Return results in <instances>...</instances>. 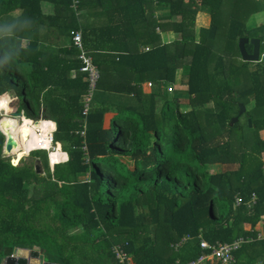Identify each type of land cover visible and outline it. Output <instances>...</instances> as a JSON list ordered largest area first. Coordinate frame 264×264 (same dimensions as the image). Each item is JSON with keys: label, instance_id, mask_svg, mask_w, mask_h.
Here are the masks:
<instances>
[{"label": "trees", "instance_id": "obj_1", "mask_svg": "<svg viewBox=\"0 0 264 264\" xmlns=\"http://www.w3.org/2000/svg\"><path fill=\"white\" fill-rule=\"evenodd\" d=\"M223 3L0 0V110L54 122L55 151L67 155L52 172L44 151L12 166L0 131V256L39 249L55 264H119L112 253L119 245L131 264H186L208 253L200 240L241 237L252 241L233 264H264V238L256 239L264 223V56L243 62L238 50L258 0L230 1L216 51ZM199 12L210 24L196 34ZM92 16L95 23L83 26ZM157 28L175 39L164 43ZM76 31L99 71L86 117ZM259 39L264 54V34ZM165 84L175 92L163 95ZM177 85L187 110L178 108ZM19 144L25 150L28 142ZM216 163L236 167L214 171Z\"/></svg>", "mask_w": 264, "mask_h": 264}, {"label": "built area", "instance_id": "obj_2", "mask_svg": "<svg viewBox=\"0 0 264 264\" xmlns=\"http://www.w3.org/2000/svg\"><path fill=\"white\" fill-rule=\"evenodd\" d=\"M77 3V2H75ZM76 4H74L75 6ZM73 6V7H74ZM72 38H71V45L73 48L76 49L77 51V58L81 64L79 71L81 73H84L87 76V82H88V87H87V93L83 99V109H82V116L86 117L89 110H90V105L92 102V97H93V93L96 89V85L97 82L99 80V71L96 68V66L94 65L91 56L89 55L88 51L85 50L83 42H82V36H81V32L76 31L74 33H71ZM264 54L260 55V60L263 58ZM148 86L150 87L151 85L148 84ZM167 92L171 93L173 92V85H169L167 87ZM11 100H9L10 103ZM3 116V115H2ZM11 118H15L17 119V121H20L22 119H24L25 117H11ZM27 119V118H26ZM41 118L39 117L38 120H32V119H27L30 123H39L41 122L40 120ZM85 123L83 125V128L81 130L80 136H84V132H85ZM1 131V130H0ZM55 132V127L54 129L51 131V133H49V142L52 145H55L57 143L53 142V134ZM1 133L3 134V132L1 131ZM5 137V142H6V135L3 134ZM4 142V144H5ZM83 150H86V147H83ZM4 146H3V152H4ZM34 151H45L48 154V151L46 150H34ZM32 152V151H31ZM11 164H13V162H10ZM254 196L252 197V201L251 204L254 203ZM236 205H240L241 204V200L239 198L236 199L235 202ZM258 238H263L264 236L259 234L257 236ZM186 239H182L180 242L176 243L174 245V248H178L181 244H183ZM252 239L250 238H238L237 240L230 242V243H221V242H216L214 244H209L208 242L204 241V240H200V248L204 251H207V254H202L198 259L196 260H192L186 264H204L205 261L207 260H215L217 262H220L222 264H232L234 261V252H236L244 243L250 242ZM112 253L115 256V259L117 260V262L119 264H131V259L129 258V256H127V254L123 251V249L119 246V245H115L112 248Z\"/></svg>", "mask_w": 264, "mask_h": 264}, {"label": "bare ground", "instance_id": "obj_3", "mask_svg": "<svg viewBox=\"0 0 264 264\" xmlns=\"http://www.w3.org/2000/svg\"><path fill=\"white\" fill-rule=\"evenodd\" d=\"M6 103H8L6 101ZM10 110H6L5 117L2 116L0 120V130L8 137V141L12 144V150L16 146V136H21L23 139L24 134L27 133L28 140L23 144L26 145L21 156H27L31 151L34 150H46L48 151L49 162L51 166L66 161L67 156L63 153L57 152L58 150L54 145L51 146L49 142V133L54 129V124L51 122L41 121L39 123H30L26 118L17 121L15 118L6 117ZM11 155V153H10ZM18 156L13 157V164L17 163ZM64 161V162H65Z\"/></svg>", "mask_w": 264, "mask_h": 264}, {"label": "rangeland", "instance_id": "obj_4", "mask_svg": "<svg viewBox=\"0 0 264 264\" xmlns=\"http://www.w3.org/2000/svg\"><path fill=\"white\" fill-rule=\"evenodd\" d=\"M230 1L231 0H224V3L222 5L220 17L222 19V27H224V29H223L224 31H223V34H220L219 37H218V39L220 38L221 40H219V41L217 40L218 43L216 41L217 47L215 46V48H214L216 51H217V48L218 49L219 48H223V44H224L223 42L225 40L224 33L226 32V26H227V23L229 21V12L226 13L224 10H225V7L227 6V4ZM255 6H257V9H256L255 13H253V15L250 16V18L246 21V27H247L246 29L249 30L250 32L252 30H256L255 31L256 35H262V34H264V0H258L257 5H255ZM82 25L86 26L85 23H82ZM176 76H177L176 83H179L180 73L177 72ZM168 85L169 84H165V85L161 86V92H162L163 95H167L165 93L167 92ZM182 91H183V89H181V87H179L177 85L175 96L179 98L178 108H180V110L184 111V110H187L188 107H190L189 106L190 102H189V99L187 98V95L185 93L182 94ZM174 92H175V88H173L172 94ZM169 96H171V94H169ZM9 99L10 100L12 99L11 95H9ZM6 101L8 102V99H5V101H3V102H6ZM246 108H250V105H247ZM1 110H2V114H1V119H2V115H3V117H5L6 110H4V109H1ZM6 117H11V116H9V114H6ZM18 141L21 142V143H24V142L21 141L20 136L17 135L16 136V146L11 151V155H6L4 152L2 153L4 157H7L10 160V162L13 161L12 159H13L14 156L21 157V155H23L22 154L23 152H20V146H19ZM22 158H25V157H22ZM47 158H48L49 168L51 169V163L49 162L48 154H47ZM213 167H214V171H222V170L234 169L236 167V165H235V163H232V164H229V163H226V164L216 163V164L213 165ZM39 170H40V174H42V170L41 169H39Z\"/></svg>", "mask_w": 264, "mask_h": 264}, {"label": "water", "instance_id": "obj_5", "mask_svg": "<svg viewBox=\"0 0 264 264\" xmlns=\"http://www.w3.org/2000/svg\"><path fill=\"white\" fill-rule=\"evenodd\" d=\"M250 44L252 46L251 53L246 51V45ZM260 48L261 41L259 39H248L240 38L238 40V50L240 53L241 60L248 63H258L260 62ZM238 116H240L245 108L243 105H239ZM237 121V117L231 119L229 125L232 126ZM250 123V122H248ZM8 137L4 144V153L10 155L12 151V144L8 141ZM36 173H40L38 164L35 166ZM0 264H55L49 263L44 260V255L40 252L24 249V248H15L13 249L11 255L0 256Z\"/></svg>", "mask_w": 264, "mask_h": 264}, {"label": "crops", "instance_id": "obj_6", "mask_svg": "<svg viewBox=\"0 0 264 264\" xmlns=\"http://www.w3.org/2000/svg\"><path fill=\"white\" fill-rule=\"evenodd\" d=\"M232 8V6L230 7V2L227 4V6L225 7V12L227 13V12H229L230 11V9ZM94 15H97V14H94ZM252 16V15H251ZM94 17H96V16H94ZM96 19V18H95ZM94 18H93V16L92 17H89V18H87V17H83V20L81 19V23H84V21H85V24L86 25H90L91 26V24H94L95 23V20ZM209 24H210V16L207 14V13H204V12H199L198 14H197V17H196V34H198V31H199V29L200 28H208V26H209ZM255 31L256 30H252L251 32L249 31V30H246V32H245V36H243L242 38H248V39H259V35H256V33H255ZM158 32H159V34H160V37H161V40L164 42V43H170L171 41H173L174 39H175V34L173 33V32H170V31H167V32H160L159 30H158V28L156 29V34L158 35ZM198 37V36H197ZM196 37V38H197ZM217 40H221L220 38L219 39H217ZM260 40V39H259ZM51 42V45L52 46H54V47H56V45H59V44H61V45H67V44H69V42L67 41V40H50L49 41V43ZM262 45V44H261ZM247 46H251L250 44H247L246 45V47ZM147 49V47L146 48H144V50H146ZM247 51V50H246ZM251 51H252V46H251V49H250V52H248V53H251ZM260 55H261V52H260ZM178 73H180V75H181V72L180 71H178ZM76 75V72L75 71H72L71 73H70V76L71 77H74ZM176 80H177V76H176ZM179 80H180V77H179ZM148 84H152V82L150 81V80H147V81H144L143 83H142V89H143V91L145 92V93H148L149 91H150V89H151V86L149 87L148 86ZM9 104V103H8ZM2 114V112H1V110H0V115ZM41 121H46V122H51V123H53L54 124V127H55V123L54 122H52V121H48V120H42V119H40ZM55 130H56V127H55ZM18 140V139H17ZM19 143V142H18ZM19 146H20V144H19ZM61 148V147H60ZM21 149V151L20 152H22L24 149L23 148H20ZM2 153H3V151H2ZM29 155V154H28ZM27 155V156H28ZM66 155V154H65ZM67 156V155H66ZM24 157H26V156H24ZM22 159V158H21ZM48 159V158H47ZM20 161V160H19ZM65 161V160H64ZM63 161V162H64ZM66 161H67V158H66ZM263 161H264V157H263ZM62 162V163H63ZM19 163V162H18ZM18 163H16V164H11L12 166H16ZM51 163V162H50ZM52 164V163H51ZM39 166V165H38ZM39 169H40V166H39ZM51 172L53 171V166H51ZM40 174V173H39ZM255 198V197H254ZM261 225H264V223L263 224H261ZM261 225H259L258 226V233H257V236L259 235V234H261V235H263V233H262V230H261ZM247 230H248V228H247ZM256 236V237H257ZM241 238V237H240ZM264 238V237H263ZM251 239V238H250ZM257 240H260V239H262V238H256ZM237 240V239H236ZM235 241V240H234ZM252 241V240H251ZM177 249V248H176ZM176 249H174V250H176ZM179 249V248H178ZM30 250H34V251H37V252H40V253H42L43 255H44V253L41 251V250H39V249H30ZM233 257H234V255H233ZM44 260L46 261V259H45V256H44ZM46 262H48V261H46ZM235 262V259H234V261H233V263ZM50 263V262H49ZM217 263V261H215V260H213V259H211V260H207V261H205V263L204 264H216ZM219 264H222V263H220V262H218ZM232 263V264H233Z\"/></svg>", "mask_w": 264, "mask_h": 264}, {"label": "clouds", "instance_id": "obj_7", "mask_svg": "<svg viewBox=\"0 0 264 264\" xmlns=\"http://www.w3.org/2000/svg\"><path fill=\"white\" fill-rule=\"evenodd\" d=\"M45 152V151H44ZM47 153V152H46Z\"/></svg>", "mask_w": 264, "mask_h": 264}]
</instances>
